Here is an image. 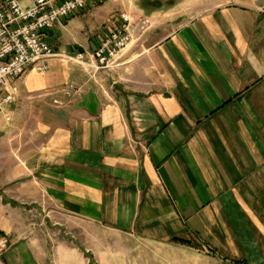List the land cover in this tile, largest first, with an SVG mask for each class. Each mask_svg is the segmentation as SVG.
Wrapping results in <instances>:
<instances>
[{"label": "crops", "instance_id": "0c3cea01", "mask_svg": "<svg viewBox=\"0 0 264 264\" xmlns=\"http://www.w3.org/2000/svg\"><path fill=\"white\" fill-rule=\"evenodd\" d=\"M206 2L175 29L154 22L113 69L51 58L19 78L0 212L26 188L53 223L138 239L156 264H264V0ZM95 4L46 31L55 54L87 61L120 24ZM9 244L7 264H40L34 238Z\"/></svg>", "mask_w": 264, "mask_h": 264}, {"label": "rangeland", "instance_id": "374dc122", "mask_svg": "<svg viewBox=\"0 0 264 264\" xmlns=\"http://www.w3.org/2000/svg\"><path fill=\"white\" fill-rule=\"evenodd\" d=\"M195 1L198 0H97L90 5H103L99 8L95 4L94 9H100V16H106L112 22L124 12L130 14L133 22L146 18L149 20L147 33L155 26L154 22L164 24L167 31L181 26L207 5L206 0L198 1V6ZM92 32L94 34L95 29ZM141 42H144L143 38L134 40L130 52H136L135 48ZM8 190L4 193L7 197L12 195L7 193ZM25 190L13 195L16 203H10L0 212V218L8 224L5 233L0 234V242L6 241V246L0 250V264H7L2 254L8 249L9 240L12 242L17 238L24 242L29 238L36 240L40 264H156L147 259L149 249L142 247L138 239L91 225L53 223L47 209L38 205V199L28 197L30 194Z\"/></svg>", "mask_w": 264, "mask_h": 264}, {"label": "built area", "instance_id": "2783aa9c", "mask_svg": "<svg viewBox=\"0 0 264 264\" xmlns=\"http://www.w3.org/2000/svg\"><path fill=\"white\" fill-rule=\"evenodd\" d=\"M97 0H0V116L12 120L8 110L17 100V82L28 69L41 72L51 58L85 64L92 71L109 70L118 65L123 51L134 40L139 41L149 24L146 18L133 22L128 13L119 15L120 24L107 32L98 47L83 61V54H55L47 41L46 31L63 19L86 9ZM76 91L69 85L62 92L69 96ZM54 104L61 105L60 100ZM6 241L0 242V250Z\"/></svg>", "mask_w": 264, "mask_h": 264}, {"label": "trees", "instance_id": "16d2710c", "mask_svg": "<svg viewBox=\"0 0 264 264\" xmlns=\"http://www.w3.org/2000/svg\"><path fill=\"white\" fill-rule=\"evenodd\" d=\"M3 201L7 202L5 197L3 198ZM8 201H9V203H13V204L16 203V202H12L11 200H8ZM179 241L182 242L183 244L194 245V244H192V243H190L189 241H186V240H179ZM89 257H91V255H89Z\"/></svg>", "mask_w": 264, "mask_h": 264}, {"label": "bare ground", "instance_id": "6f19581e", "mask_svg": "<svg viewBox=\"0 0 264 264\" xmlns=\"http://www.w3.org/2000/svg\"><path fill=\"white\" fill-rule=\"evenodd\" d=\"M130 44H131V43H130ZM130 44H129V45H130Z\"/></svg>", "mask_w": 264, "mask_h": 264}]
</instances>
